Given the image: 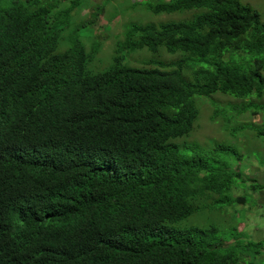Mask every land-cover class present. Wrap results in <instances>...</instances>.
<instances>
[{
	"label": "trees",
	"instance_id": "obj_1",
	"mask_svg": "<svg viewBox=\"0 0 264 264\" xmlns=\"http://www.w3.org/2000/svg\"><path fill=\"white\" fill-rule=\"evenodd\" d=\"M79 1L0 0V264H237L239 239L174 228L194 211L187 185L220 195L234 174L173 141L192 130L196 95L264 111L246 102L264 98V16L241 0H157L154 14L198 13L128 26L93 72L99 43L66 35ZM161 46L187 57L131 67L122 55Z\"/></svg>",
	"mask_w": 264,
	"mask_h": 264
},
{
	"label": "rangeland",
	"instance_id": "obj_2",
	"mask_svg": "<svg viewBox=\"0 0 264 264\" xmlns=\"http://www.w3.org/2000/svg\"><path fill=\"white\" fill-rule=\"evenodd\" d=\"M241 1L252 5L264 16V0ZM157 2V0H141L133 7L123 5L110 9L109 11L114 13L106 14L103 19L109 21L112 15L118 14L121 20L117 23H104L100 17V20L96 21L92 11L84 15L80 11L81 7L77 8L70 18L71 27L66 31V35L79 29L77 34L86 51L90 50L93 43L98 42V52L89 63L88 69L93 72L105 70L111 65L116 43L123 40L128 26L190 21L198 13L196 9L154 14L151 9ZM66 6L68 4L61 3L60 7L66 8ZM82 6L85 7L84 4ZM66 47L64 43L58 45V52L66 50ZM159 48L157 52L142 49L122 55L131 67L153 66L147 61L154 60L172 64L182 57H187L182 52L170 54L163 46ZM225 57L230 58L228 54ZM187 64L191 70L209 67L205 59L202 61L189 59ZM184 76L190 77L191 74ZM233 98L231 95L219 92L210 96H194L193 102L198 114L193 128L187 135L173 141L184 157H201L211 167L234 174L232 188L227 187L220 195L204 192L203 186H199V183L187 185L188 201L194 211L189 218L178 223L174 228L182 230L215 228L218 241L239 239V243L237 242L233 247L237 249V264H264L263 254L257 256L255 251L246 250L247 243H254V229L258 227L264 231V210L258 209L259 201L253 195L258 182L250 184L246 171L252 166L264 167V134L261 135L264 133V111L257 115L252 114L253 110L244 112L245 107L242 102L245 101ZM250 101L257 105L264 104V98L261 100L252 98L246 102ZM234 197H243L244 204H230L231 198ZM228 243L233 244L226 242Z\"/></svg>",
	"mask_w": 264,
	"mask_h": 264
},
{
	"label": "crops",
	"instance_id": "obj_3",
	"mask_svg": "<svg viewBox=\"0 0 264 264\" xmlns=\"http://www.w3.org/2000/svg\"><path fill=\"white\" fill-rule=\"evenodd\" d=\"M58 1H59L60 6H61V3L65 5L68 4V6H70L72 0H58ZM140 1L141 0H80L79 8L81 7L80 11L83 12L84 15H87L89 14V12L92 11L93 15L96 16L94 17L96 18V21H98L100 17V19L104 23H117L118 21L121 20V17L118 14L112 15L109 21H105L103 17L106 14H109L112 12L114 13V11H109L110 9L116 8L117 6H123V5L133 7L137 3H140ZM83 4L85 5V7L82 6ZM74 11L71 14H73ZM112 25L114 26L116 24H112ZM246 171H247L248 181L250 184L252 183L256 184L258 182V184H256L258 187L256 190L253 191V195H254V198L258 199L259 201L258 209L264 210V167L252 166L246 169ZM263 236H264V231L261 228L256 227L253 231L254 243H247L246 246L257 245L258 247L261 246L260 249H262L264 247ZM262 254L263 253H261L260 255Z\"/></svg>",
	"mask_w": 264,
	"mask_h": 264
}]
</instances>
